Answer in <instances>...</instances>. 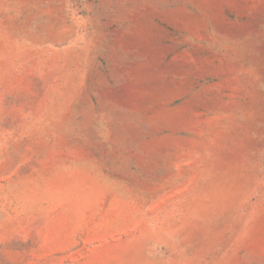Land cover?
Listing matches in <instances>:
<instances>
[{
    "label": "rangeland",
    "instance_id": "1",
    "mask_svg": "<svg viewBox=\"0 0 264 264\" xmlns=\"http://www.w3.org/2000/svg\"><path fill=\"white\" fill-rule=\"evenodd\" d=\"M0 264H264V0H0Z\"/></svg>",
    "mask_w": 264,
    "mask_h": 264
}]
</instances>
